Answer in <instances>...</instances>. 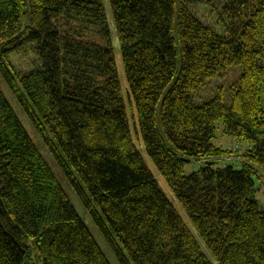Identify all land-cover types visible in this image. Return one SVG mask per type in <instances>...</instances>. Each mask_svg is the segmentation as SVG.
I'll return each mask as SVG.
<instances>
[{
	"label": "trees",
	"instance_id": "16d2710c",
	"mask_svg": "<svg viewBox=\"0 0 264 264\" xmlns=\"http://www.w3.org/2000/svg\"><path fill=\"white\" fill-rule=\"evenodd\" d=\"M203 2L0 0V75L119 264H264V0H206L222 32ZM0 264H112L1 86Z\"/></svg>",
	"mask_w": 264,
	"mask_h": 264
},
{
	"label": "rangeland",
	"instance_id": "374dc122",
	"mask_svg": "<svg viewBox=\"0 0 264 264\" xmlns=\"http://www.w3.org/2000/svg\"><path fill=\"white\" fill-rule=\"evenodd\" d=\"M203 3L204 4H200L196 7V13H197L198 17L201 18L205 23L216 27L219 31L222 32L223 29L220 26V23H219L220 19H219L218 15L216 14L215 11H213L209 7L208 2H206V0ZM108 15L110 18V23H111V28H112V33H113L116 49L118 50L119 49L118 48V42H117V38H116L114 24H113V21L111 18V10L109 7H108ZM30 55H32V53L25 47L24 49L21 50V52L19 54L9 56L11 65L16 70V72H20L22 70L33 69L35 64L30 60ZM116 57H117V62H118L120 73L122 74L123 73V64H122L120 52L116 53ZM242 72H243V69L241 66H238V65L230 66L225 70L224 73H222L221 75H218L216 78L207 82V84H205L203 87L199 88L195 92V95L201 99H208V98L212 97L213 94L216 93L219 86H222L225 83V81H227L228 85H231L232 83L236 82L240 78V76L242 75ZM123 82H124V89L126 90L127 85H126V80L124 77H123ZM0 86H1L2 90L4 91V93L7 95L8 99L10 100L11 104L13 105L14 109L16 110L19 118L22 120L25 127L28 129L30 134L35 139V141L39 144V146L42 150V153L45 155L46 159L50 163L55 174L57 175V177L61 181L64 189L66 190L69 197L71 198V200H72L74 206L76 207L78 213L86 222L91 233L95 237V239L98 242V244L100 245V247L105 252V254L108 257V259L110 260V262L112 264H119L114 253L108 247V245L106 244L102 234L100 233V231L98 230V228L94 224V222H93L92 218L90 217L87 209L85 208V206L83 205V203L81 202V200L79 199L78 195L75 193V191L73 190L71 185H69L67 180H65L64 175L60 171V168L57 166L54 158H52L50 156L46 147L40 143V139L37 136V133H36L34 127L32 126L30 120L27 118L26 114L23 112V110L21 109V107L17 103L15 97L12 94V91L10 90V88L8 87V85L6 84V82L4 81V79L2 78L1 75H0ZM229 95L230 94L226 95V97H225V100L227 103L231 102V97ZM130 115L132 117V122L133 121L137 122V113L135 111V108L133 109V113H131ZM133 131H134L135 137L138 138L139 132H138L137 128L135 129V127H134ZM214 143L217 145H223L224 147L229 145V146H232L233 148L236 145L235 139L233 137H231L229 135H225L223 133V122H221V121L217 123V132H216V138L214 139ZM137 146L141 150L145 161L147 162L148 166L150 167L152 172L157 177L161 187L163 188V190L165 191L167 196L175 203L176 207L179 209V211L183 215L184 219L188 222L189 225H191L189 223L187 217L183 213L182 206L174 198V195H173L172 191L170 190L167 182L159 174L155 164L153 163V161L150 159V157L145 152L144 147H143V143H142L140 137H139V139H137ZM193 169L194 168H193L192 164L187 165L186 166V173L190 174L193 171ZM255 183H256V189H255V193H254V199L257 200L260 208L262 210H264V175H260V177L255 180ZM191 228H192V226H191ZM192 230L194 231L193 228H192Z\"/></svg>",
	"mask_w": 264,
	"mask_h": 264
}]
</instances>
